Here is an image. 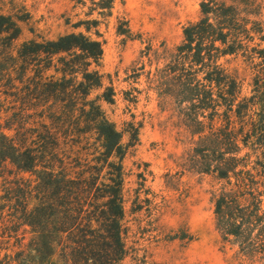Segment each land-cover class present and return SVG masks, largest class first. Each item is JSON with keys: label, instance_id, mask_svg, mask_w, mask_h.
<instances>
[{"label": "trees", "instance_id": "1", "mask_svg": "<svg viewBox=\"0 0 264 264\" xmlns=\"http://www.w3.org/2000/svg\"><path fill=\"white\" fill-rule=\"evenodd\" d=\"M245 1L206 0L201 4V18L185 28L184 42L165 67L162 85L168 96L191 106L200 157L208 161L210 154H221L220 160L206 162L204 169L226 183L216 196L217 228L224 237L239 240L245 256H253L264 254V163L256 162L263 172L257 167L249 169L250 162L240 156L239 137L245 146L255 138L252 141L264 150V92L258 103L253 104L257 96L240 101L239 83L220 63L251 41L247 40L251 22L246 16L255 14L257 0ZM114 2L94 3L111 12ZM21 33L11 16L0 14V90L6 82V95L22 100L12 118L3 124L0 118V172L11 165L16 177L21 171L36 173L37 206L25 211L33 227L34 259L49 264L57 244L68 264L88 260L120 264L125 258L124 136L101 106L88 100L92 90L102 87V76L92 70L100 65L102 44L72 33L55 40L29 41L14 50ZM257 54L264 66V49ZM49 72L54 74L47 76ZM172 74H177L175 83L168 80ZM102 97L107 103L114 102L112 90ZM259 103L261 113H252L259 117L255 120L248 112ZM233 117L243 123L239 131ZM93 136L99 145L95 149L98 156L91 160L94 154H84L87 145L83 143ZM113 158L118 162H112ZM18 184V179L8 184L12 186L6 190L8 198L18 200Z\"/></svg>", "mask_w": 264, "mask_h": 264}, {"label": "rangeland", "instance_id": "2", "mask_svg": "<svg viewBox=\"0 0 264 264\" xmlns=\"http://www.w3.org/2000/svg\"><path fill=\"white\" fill-rule=\"evenodd\" d=\"M204 1L115 0L108 12L95 5L99 0H0V14L11 16L22 31L14 50L29 41L55 40L72 33H82L102 44L100 65L92 67L102 76V87L92 90L88 100L97 102L124 136L125 258L120 264H264V254L245 256L239 240L226 238L218 230L216 196L226 183L204 169L206 162L220 160L221 154H210L208 161L200 157L191 106L181 104L174 95L168 96L162 85L166 82L164 69L184 42L185 28L200 20ZM256 7L255 14L246 16L251 22L247 48L220 61L239 83L240 101L257 96L253 104L264 92V66L257 54L264 49V0H257ZM168 80L175 83L177 74ZM5 84L0 90L2 124L19 111L22 102L6 95L9 91ZM109 90L114 93L112 104L102 97ZM261 107L260 103L252 107L248 116L259 119L252 113L255 110L260 114ZM233 121L239 131L243 123L235 117ZM95 139L93 136L89 143H83L87 145L84 154H94L91 160L98 156ZM242 140L239 137L240 156L250 162L249 169L257 167L263 172L256 162L264 163V150L252 141L255 138L247 146ZM16 173L11 165L0 172V264H40L32 251L33 227L25 219V211L37 206V176L34 171L18 172L17 177ZM15 179L21 183L18 200L6 194L12 187L8 184ZM262 183L264 206V180ZM55 247L49 264H68L60 246Z\"/></svg>", "mask_w": 264, "mask_h": 264}]
</instances>
